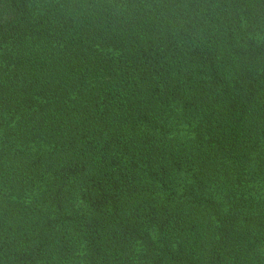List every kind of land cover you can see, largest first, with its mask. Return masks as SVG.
I'll list each match as a JSON object with an SVG mask.
<instances>
[{
	"label": "trees",
	"instance_id": "trees-1",
	"mask_svg": "<svg viewBox=\"0 0 264 264\" xmlns=\"http://www.w3.org/2000/svg\"><path fill=\"white\" fill-rule=\"evenodd\" d=\"M0 264H264V0H0Z\"/></svg>",
	"mask_w": 264,
	"mask_h": 264
}]
</instances>
